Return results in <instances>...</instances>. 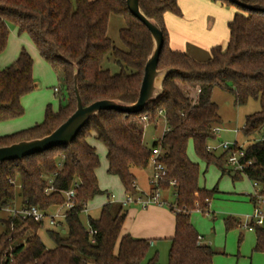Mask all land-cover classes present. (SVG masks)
<instances>
[{"label": "trees", "instance_id": "obj_1", "mask_svg": "<svg viewBox=\"0 0 264 264\" xmlns=\"http://www.w3.org/2000/svg\"><path fill=\"white\" fill-rule=\"evenodd\" d=\"M213 1L233 4L238 11L228 24V44L212 47L210 58L198 61L170 47L165 14H182L177 0H140L144 14L156 20L163 31L158 68L174 69L164 81L163 94L143 111L102 110L71 144L0 163V209L14 207L19 196L21 207L49 211L64 204L65 191L75 188L76 192L75 206L62 221L67 234L47 230L55 242L52 249L39 236L44 222L11 214L2 218L0 264H139L146 258L150 240L122 234L128 212L121 203L110 200L102 206L98 218L89 217V228L82 223L81 214L88 203L103 193L96 174L100 159L90 142L92 137L106 147L108 173L119 177L132 196L139 195L133 170L148 168L153 149H160L158 160L166 168L160 188L175 196L170 204L176 217L175 234L167 264H214L216 252L202 243L191 213L196 209L208 212L217 187H200L199 165L189 157L188 146L192 142L199 158L207 165L215 164L222 176L240 179V173L226 167V152L217 155L209 149L216 138L213 130L222 122L213 92L219 88L232 93L237 105L259 102L260 110L246 116L243 134L251 141L245 147L246 159L252 160L246 176L264 185V0H237L259 8L244 7L232 0ZM111 15L125 20L120 38L126 50L117 48L107 35ZM10 24L20 34L30 36L41 57L57 72L66 95L57 111L47 107L41 123L0 136V148L43 138L76 111V68L84 106L100 100H138L153 39L147 27L131 14L126 0H0V54L8 44ZM108 55L119 64L120 72L104 69ZM33 68L34 60L25 48L14 63L0 68V122L24 115L21 99L36 87ZM161 118L166 129L148 147L145 126L157 124ZM233 220L228 218L227 225H234ZM90 230L96 233L91 236ZM255 232V250L264 251V227H257ZM147 264H160L158 254Z\"/></svg>", "mask_w": 264, "mask_h": 264}, {"label": "rangeland", "instance_id": "obj_2", "mask_svg": "<svg viewBox=\"0 0 264 264\" xmlns=\"http://www.w3.org/2000/svg\"><path fill=\"white\" fill-rule=\"evenodd\" d=\"M71 1L75 3V0ZM177 3L182 14L176 15L172 13V17L178 19V24L175 23L174 25L173 23L171 26L170 21L168 23L165 21V25L169 38L172 31H174V36H177L179 32L180 34L185 33V43L179 42L175 44L174 42L175 46L183 49L178 51L193 56L196 55L195 57L198 60H207V57L211 56L212 47L217 45L226 46L228 44L230 38L228 24L238 11L235 5L213 0H194V3L192 1H185L183 3L182 0H177ZM183 5L186 7L190 6L191 10L187 11L183 8ZM110 17L108 37L117 48L126 50L120 38V30L125 27V21L117 15H111ZM180 24L184 27H181ZM9 30L10 37L2 58L11 56L17 47H20V49L24 47L30 53L29 50H31V46L33 45L29 41L28 35H19L15 31L13 24L9 25ZM192 49L198 52V54H194ZM31 56L34 60L33 76L36 87L34 91L22 98L25 113L18 118L21 120L20 122L27 123L35 119L38 113H40V117L42 115L43 121L49 105L54 111H57L61 100L64 101V95H66L61 90V84L55 69L40 56L36 49H34V54H31ZM12 63L13 61L8 63V65ZM103 67L110 70L113 74L121 70V67L115 62L112 55H108ZM55 88L61 91L56 92ZM212 99L219 106L222 122L218 124L221 131L209 143V146L217 148L215 152L217 155L223 153L220 145L225 142L231 144L237 142L239 146L247 147L251 141L243 134L245 119L247 115L260 110L259 102L250 100L246 105H237L235 96L232 93L219 88L214 90ZM165 129L166 123L163 118L157 124H147L144 132V142L146 145L152 147L153 143L161 138ZM90 142L95 146L99 155L100 167L97 169L96 174L99 187L103 193L95 196L88 203L87 210L81 214L82 223L87 228H89V217L98 218L102 206L111 200L112 194L116 195L118 200L125 199L128 196L119 177L108 173L107 150L104 143L94 137L90 138ZM188 154L191 160L199 165L200 187L208 190L217 187V191L210 200L208 212L196 209L191 213V222L196 231L216 252L214 264H264V251L255 250V230L249 231L244 227L248 218L253 213V204L250 201V194L253 191V181L245 174H241V178L236 181L229 174L222 176L220 169L215 164L207 165L205 161L199 158L192 142L189 143ZM134 170H137L136 176L140 192H147L150 189V178L154 172L153 167L149 166L146 169L135 168ZM17 189L19 190V185H17ZM162 195L169 202L164 207L174 214L170 209V204L174 203L175 196L170 190L162 191ZM21 203V198L18 196L14 207L20 208ZM137 206L139 204L133 202L125 206V210L129 212L131 211L130 209ZM8 216V212L0 211V234L4 229L1 219ZM228 218H233L236 221L233 220L234 225H227ZM48 229L59 230L63 235L67 234V229L63 223L60 227L52 226L49 221L45 222L44 228L39 232V236L46 247L52 249L55 247V242L49 236ZM154 242L155 245L153 246L152 240H150L151 246L149 252L146 258L139 264H147L149 258L155 253L158 254L160 264L168 263L171 247L170 238L156 239Z\"/></svg>", "mask_w": 264, "mask_h": 264}, {"label": "water", "instance_id": "obj_3", "mask_svg": "<svg viewBox=\"0 0 264 264\" xmlns=\"http://www.w3.org/2000/svg\"><path fill=\"white\" fill-rule=\"evenodd\" d=\"M133 16L141 21L150 31L153 39V51L145 66L144 77L139 98L135 103H125L119 100H100L84 106L78 88L79 70H75V90L77 94L76 111L51 134L29 141H22L10 146L0 148V163L23 159L34 154L44 153L48 150L71 144L87 125L89 120L97 116L102 110H116L124 113H139L150 102L157 100L164 91L163 85L167 75L173 68L159 69V58L164 44L163 31L158 22L147 17L140 7V0H126ZM244 7L259 8L232 0Z\"/></svg>", "mask_w": 264, "mask_h": 264}, {"label": "built area", "instance_id": "obj_4", "mask_svg": "<svg viewBox=\"0 0 264 264\" xmlns=\"http://www.w3.org/2000/svg\"><path fill=\"white\" fill-rule=\"evenodd\" d=\"M56 92H59L58 88H55ZM147 120V117H144ZM221 131L220 127L216 126L213 130L214 134H217ZM237 143V142H236ZM236 143L231 144L229 142L222 143L220 147L223 149V152L227 153V160L226 164L228 168L233 170L234 172H238L240 174L246 175L247 168L252 164V160L246 159V151L244 147L237 146ZM209 149L213 152L217 151V148L209 146ZM160 149L155 148L153 149L152 156H151V164L153 166V175L150 178V184L153 186V192L146 195H137L132 196L128 195L127 198L118 200L116 195L111 196V200L113 202L121 203L123 206H127L130 203H138L142 206H149V205H166L167 202L163 199L162 190L160 188V181L166 174V168L164 165L159 162L158 157L160 155ZM175 181L172 182V185ZM78 184H75L77 187ZM253 192L251 194V198L253 200V213L248 218L247 222L245 223V228L249 231L255 230L257 227H264V185L260 184L258 181H253ZM65 202L64 204L57 206L49 211H43L38 207L31 206V207H7L2 208L0 211H6L11 215L14 216H21L23 219L32 218L37 222H46L52 226H59L62 221L66 217V212L71 210L75 206V197L76 192L75 188L65 191ZM96 233L95 230H90L91 236ZM92 242H95V239L92 237Z\"/></svg>", "mask_w": 264, "mask_h": 264}, {"label": "crops", "instance_id": "obj_5", "mask_svg": "<svg viewBox=\"0 0 264 264\" xmlns=\"http://www.w3.org/2000/svg\"><path fill=\"white\" fill-rule=\"evenodd\" d=\"M182 1H183V3L185 1H189V2L192 1L194 3V0H182ZM183 6H184L183 8H185L187 11L191 10L190 6H188V7H186L185 5H183ZM109 21H110V19H109ZM165 21L167 23L170 21L171 26L173 25V23L175 25V23L178 24V22H179L178 19H176L175 17L174 18L172 17V13H166L165 14ZM125 25H126V23H125ZM180 26L184 27L182 24H180ZM108 29H109V24H108ZM177 29H178V27H177ZM178 30H180V29H178ZM15 31H17L19 35H23V34L26 35L27 34V33L20 34L17 27H15ZM108 32L109 31H107V35H108ZM170 36H171L170 37V47L174 50H180L181 48L175 46V44H178L179 42L185 43V40H184L186 38L185 33L180 34V32H179V34H177V36H174V31H172V33L170 32ZM9 37H10V35H9ZM27 37H29L28 39H29V41H31V43L33 45V46H31V50H29L30 53L29 52L28 53L30 55L31 54L33 55L34 49H36V51H38V49L35 46L32 39L30 38V36L28 35ZM174 42H175V44H174ZM173 44H174V46H173ZM22 48H24V47H22ZM21 50L22 49H20V47H17L14 50V52H12V55L8 56L6 58H2L3 53H1L0 54V64H2V65H0L1 66L0 68L5 69L8 66H10V65H8V63H11L12 61L14 63L15 60L17 59V57L19 56ZM181 50H183V49H181ZM193 52H194V54H198V52H195L194 50H193ZM191 56L193 58H195L196 60H198L197 57H195L196 55H194V56L191 55ZM208 58H210V56L207 57V60H208ZM198 61H206V59L198 60ZM5 66H7V67H5ZM21 102H22V99H21ZM20 121H21L20 119L16 118V119H11L8 121L0 122V136L9 135V134L30 128V127L38 124V123H41L42 122V115L40 117V113H38L35 116V119H33L32 121H30L28 123L27 122H20ZM31 124H34V125H31ZM149 166H152V164L150 163ZM136 172H137V170H133V173L136 177V185H137L138 192L141 195H146V194L152 193L153 192V186L151 184H150V189L147 192H140L139 187H138V183H137ZM251 194H250V201L253 204ZM164 200L167 202L166 199H164ZM167 203H169V202H167ZM130 210L131 211H129L127 214V218H126L125 223H124L122 234H130L135 238H145V239L152 240L153 246L155 245L154 240H156V239L158 240V239L170 238V240H171V238L174 236L176 217L174 214H172L168 210V208L164 207V205H149V206L145 207V206H142L141 204H139V206L134 207ZM201 240H202V243L207 244L203 240V238Z\"/></svg>", "mask_w": 264, "mask_h": 264}]
</instances>
